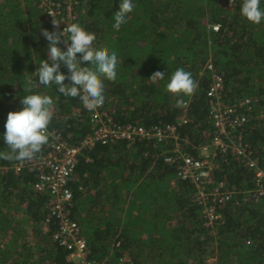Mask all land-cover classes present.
I'll return each instance as SVG.
<instances>
[{"label": "trees", "instance_id": "obj_1", "mask_svg": "<svg viewBox=\"0 0 264 264\" xmlns=\"http://www.w3.org/2000/svg\"><path fill=\"white\" fill-rule=\"evenodd\" d=\"M132 2L127 22L114 30L121 0H0V151H8L3 139L7 115L22 109L23 97L40 93L54 101L51 135L42 150L31 160L0 159V264H79L54 237L60 224L49 191L37 187L47 173L38 162H63L67 149L79 147L97 129L91 121L94 110L80 97H65L35 77L40 60L47 59L41 29L62 31L71 23L94 32V46L115 51L122 61L117 79L104 81L105 101L96 108L102 123L117 132L127 126L166 131L169 125L176 135L157 141L109 134L105 142L75 156L67 208L86 240L85 260L264 264V195H252L255 172L234 148L240 144L264 173V21L253 24L244 18L242 0L233 6L229 0ZM53 19L61 23L58 29ZM57 46L66 50L63 43ZM178 68L198 83L193 95L167 90ZM60 71L69 74L63 64ZM156 71L165 76L153 82L149 77ZM213 75L222 79L223 106L249 100V111L237 108L248 117L234 134L242 139L227 140L225 152L211 144L208 90ZM177 99L186 106L176 107ZM179 154L208 158V180L197 185L179 177L181 160L165 162ZM214 189L229 193V200L213 201ZM200 190L219 215L212 224L199 203Z\"/></svg>", "mask_w": 264, "mask_h": 264}, {"label": "clouds", "instance_id": "obj_2", "mask_svg": "<svg viewBox=\"0 0 264 264\" xmlns=\"http://www.w3.org/2000/svg\"><path fill=\"white\" fill-rule=\"evenodd\" d=\"M235 4L236 0H229V5ZM133 9L132 0H121L118 11L114 13V30H119L127 22V15ZM240 13L253 24L264 21V9L260 7V0H242ZM52 23L55 29L61 24L54 19ZM41 35L48 41V46L47 59L40 60L35 72L38 84L48 87L55 85L65 97H80L89 110L102 107L105 101L104 81H115L117 67L122 63L117 53L110 52L107 47H95L96 34L87 31L79 23L67 24L62 31L49 32L41 29ZM60 43L64 44L66 50L57 46ZM82 62H87L88 66L82 67ZM61 64L68 69L67 76L60 71ZM164 76L163 72L156 71L149 80L156 82L164 79ZM29 78L32 80L33 76L30 74ZM66 79L71 83L64 84ZM166 87L169 92L178 96H191L198 83L190 72L178 68L172 73ZM20 102L22 109L7 115L3 139L8 151H0V159L31 160L49 142L51 134L48 125L53 118L54 107L52 97L35 93L23 97ZM183 106H186L184 100L177 99L176 107Z\"/></svg>", "mask_w": 264, "mask_h": 264}, {"label": "built area", "instance_id": "obj_3", "mask_svg": "<svg viewBox=\"0 0 264 264\" xmlns=\"http://www.w3.org/2000/svg\"><path fill=\"white\" fill-rule=\"evenodd\" d=\"M70 2L69 4H71ZM61 21L63 22L64 20ZM221 89V77L213 75L208 90V96L211 99L209 102V114L214 127L211 144L213 147L225 152L229 147L226 142L227 140L232 141L237 139V141H241L242 136L238 135L236 138L234 134H237V128L245 124L248 119L242 113V110L249 111L250 107L249 100L240 101L234 106H223L221 101H219ZM237 108L243 109L239 111ZM92 110L94 112L91 121L97 127L92 136L87 137L79 147L67 149L63 154V162L55 159H43L37 163L39 169L47 170L46 175L42 176L37 187L49 191L50 204L52 205L51 211H53V214L57 217L60 224V231L54 237L56 239L59 238L60 243L70 251V259L77 261L79 264L98 263L85 260L84 257L88 252L86 240L80 235L79 226L72 220L67 208L71 199V193L66 185L73 174L74 165L77 163L75 156L83 148L92 147L96 142H105L109 134L115 137H126L131 140L138 137L155 138L157 141H161L170 133L176 139L175 128L169 125L166 131H162L158 127L145 129L142 126H127L123 131L117 132V129H113L114 126H106L102 123V113H99L96 109ZM234 148L238 158L246 159L248 167L255 172V189L252 195H264V173L259 169L256 160L249 156L240 144H235ZM204 150H207V148ZM178 159L181 160L179 177L182 179L190 180L197 185H201L208 178V171L212 168V162L208 158L199 160L194 159L189 154H179L177 157H167L165 162L174 163ZM220 187H222L221 184ZM212 194H214L213 201L218 203L226 202L230 197L229 193L220 189H214ZM208 196L204 194L203 190H200L198 200L203 207V212L208 218V223L212 224V220H217L219 215H216L213 206L211 207L207 203Z\"/></svg>", "mask_w": 264, "mask_h": 264}]
</instances>
